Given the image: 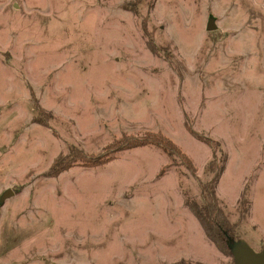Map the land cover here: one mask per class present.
Wrapping results in <instances>:
<instances>
[{
  "label": "rangeland",
  "instance_id": "rangeland-1",
  "mask_svg": "<svg viewBox=\"0 0 264 264\" xmlns=\"http://www.w3.org/2000/svg\"><path fill=\"white\" fill-rule=\"evenodd\" d=\"M149 134L196 174L112 153ZM73 152L115 156L53 176ZM222 155L220 206L264 252V0H0V264H234L184 205Z\"/></svg>",
  "mask_w": 264,
  "mask_h": 264
},
{
  "label": "trees",
  "instance_id": "trees-1",
  "mask_svg": "<svg viewBox=\"0 0 264 264\" xmlns=\"http://www.w3.org/2000/svg\"><path fill=\"white\" fill-rule=\"evenodd\" d=\"M206 144H209L208 146L211 148L214 147V143L212 142L210 143L206 141ZM114 146L116 150H113V154L150 146L157 147L172 158H175L176 156L179 157L184 162V164H187V166L191 168L193 174H196L197 172L196 168L193 166V162L190 161L188 157L180 151L178 146L161 134H149L142 138H123ZM220 149V146L216 145L214 150L215 154L218 152V150L221 151ZM114 156L115 155L103 154L99 156L86 157L83 153L79 154L73 152L69 157H67L65 162L59 161L56 163V165L53 167L52 175L58 176L63 172L68 171L73 167V165L77 164H81L87 168L101 167L110 163V161L114 159ZM222 157L223 160L220 162V166L216 159L210 164L212 179L209 182L203 183L201 185V203L196 200L186 198L184 205L196 218L204 232V235L216 247V249L222 254L230 255L233 258L232 252L229 248V242H236L238 240L234 237L233 227L224 213V210L221 208L216 194L217 187L220 183L227 163V156L222 155ZM173 264L193 263L182 259L180 261L174 262Z\"/></svg>",
  "mask_w": 264,
  "mask_h": 264
},
{
  "label": "water",
  "instance_id": "water-1",
  "mask_svg": "<svg viewBox=\"0 0 264 264\" xmlns=\"http://www.w3.org/2000/svg\"><path fill=\"white\" fill-rule=\"evenodd\" d=\"M217 26L215 18L210 17L207 26L208 31H215ZM14 195L12 190H7L1 197V203L11 198ZM229 248L233 255L234 264H264V252L254 251L245 241L238 240L236 242L230 241Z\"/></svg>",
  "mask_w": 264,
  "mask_h": 264
}]
</instances>
